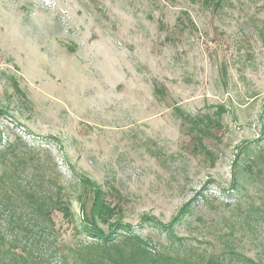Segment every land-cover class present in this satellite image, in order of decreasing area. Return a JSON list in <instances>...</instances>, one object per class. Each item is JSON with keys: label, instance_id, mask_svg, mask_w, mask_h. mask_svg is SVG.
I'll list each match as a JSON object with an SVG mask.
<instances>
[{"label": "rangeland", "instance_id": "1", "mask_svg": "<svg viewBox=\"0 0 264 264\" xmlns=\"http://www.w3.org/2000/svg\"><path fill=\"white\" fill-rule=\"evenodd\" d=\"M87 181L120 253L121 221L169 264H264V0H0V203L52 220L0 264H114Z\"/></svg>", "mask_w": 264, "mask_h": 264}, {"label": "trees", "instance_id": "2", "mask_svg": "<svg viewBox=\"0 0 264 264\" xmlns=\"http://www.w3.org/2000/svg\"><path fill=\"white\" fill-rule=\"evenodd\" d=\"M221 2L222 0H204L205 6L212 7L213 9L219 8ZM198 121H200V124L205 123V120L202 119H199ZM209 122L210 120L207 119L206 124L203 127L197 128V132L200 134L197 136V141H199V143H201V136L205 134L208 129ZM6 148L8 150H12L13 145H8ZM85 184L91 188L90 191L92 190L93 198L89 210V219H87L88 213L85 214L84 210L82 211V214L87 221L84 222L82 226L85 232H88L89 234L91 233L93 236H96L97 240L99 241L98 243L89 244L86 248H94V246H97L105 254H108L113 250L117 251L118 245L117 243H115L114 239H112L115 233L112 235L111 233L103 234L97 228L96 222L98 221L100 223L106 224L109 219L118 214L119 211H116L115 207H111V205L107 203V201L104 199V194L94 183L87 181L85 182ZM231 188H234V185H232ZM52 204V206H54L55 208L51 207L50 210H61L63 211L65 216H68V208L65 205L61 204L59 200L56 199L55 203ZM34 208L38 211V213H36V217H34L32 220H29L28 222H24L21 220V218H17L13 214L14 212L12 211V208L9 207L8 203H0V241L7 237L10 247L14 248V246L20 241V238L22 234H24V232L33 230L39 236L46 235V233H48V231L52 228L50 211L42 209L39 205H36ZM188 209L189 205H184L178 212V215L169 225L159 226L166 230L171 229L172 226L188 212ZM2 222L6 225L7 230L5 229V232L2 228ZM113 225L115 232L119 229H124L126 231L127 235L126 237H124L125 242L127 241L131 245L129 254H124L117 251L119 253V258L113 261L114 264H138L139 262H141L140 260L145 261L147 260V258L151 260L152 264H169L171 262L170 259H167L166 257L159 254L151 256V254L145 250L144 241L139 236L132 233L129 225L124 224L121 221L116 222ZM30 260H32V262H36L38 260V257H31L30 259L27 257V255H23L21 253L13 251V249H10L8 251L7 264H29ZM90 263L93 264L96 262L89 261L88 264ZM205 264H221V261L220 259H208Z\"/></svg>", "mask_w": 264, "mask_h": 264}]
</instances>
